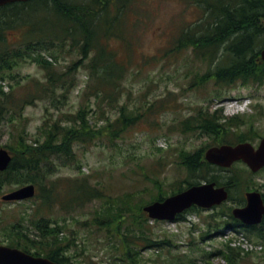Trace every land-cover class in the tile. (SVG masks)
Returning a JSON list of instances; mask_svg holds the SVG:
<instances>
[{"label": "rangeland", "instance_id": "1", "mask_svg": "<svg viewBox=\"0 0 264 264\" xmlns=\"http://www.w3.org/2000/svg\"><path fill=\"white\" fill-rule=\"evenodd\" d=\"M113 13H116L115 9ZM204 14V4L197 0H131L128 3L121 14L122 19L115 27L126 39L114 36L111 43L120 56L125 55L126 58V51H129L137 64L132 65L125 77L122 97L114 107L106 104L99 106L94 96L85 95L88 72L84 67L79 71L77 85L64 97L60 95L63 90L58 91L59 101L55 100V103L49 98L37 99L30 104L25 102L34 80H46L45 71L37 63L25 62L7 78L5 91L9 93V98L21 102L22 115H6L0 130V147L8 148L14 142L11 136L23 131L32 140L38 137L42 140L45 123L48 126L64 114L75 115L82 108H85L84 113L94 126L106 122L100 119V109L108 108L106 114L111 120L119 115L121 105L126 106V112L132 118L137 112L141 113L138 123L114 140L105 136L90 143H75L74 158L63 156L62 159L53 160L56 173L49 176V180L61 178L68 183L74 178L79 181L87 178L107 194L73 214L64 211L60 203V206L45 211L48 219L64 223L66 231L62 235L73 239L68 251L71 260L67 264H227L221 256L206 254L230 238L235 240L233 246L241 245L246 250L251 249V244L262 245L242 253L238 264H264V238L256 230L249 233L252 239L230 229H223L221 233L212 231L216 235L203 239L202 235L209 229L208 223L219 219L217 211L227 205L234 206L232 201L214 209L190 210L185 213L184 221H155L147 216L148 220L142 226L137 223L133 225L135 233L165 241V246L146 247L139 241L143 248L133 253L131 258L124 254L117 239L111 238L105 229L94 223L98 213L104 212L105 205L115 206L109 202H128L129 207L139 213L140 204L156 200L155 197L160 193L166 197L190 181H205L197 172L191 173L182 163L179 153L183 149L187 153L204 150L205 158L206 150L218 145V135L201 129L183 133L171 128L176 122L196 115L199 110L206 113L217 111L219 122L229 126L227 128L232 136H248L247 141L254 144H258L264 136V82L241 80L220 85L212 76L220 59H197L192 47L177 49L175 40L181 35L182 29L194 27ZM66 62L60 58L63 66ZM202 78H206L203 83ZM244 99L250 103L241 108L235 100L241 103ZM150 106L154 107L149 109ZM234 115H240L242 123H232L230 117ZM60 124L65 126L67 122L62 121ZM225 136H228V132ZM219 168L217 166L210 171L231 175L241 180L242 185L246 184V179L250 184H264V169L253 173L241 161L234 163L230 170ZM25 184L5 185L1 190L0 221L4 227L20 220L24 214L23 220L31 223L29 220L40 212L42 199L16 202L1 199L3 194ZM245 190V186H242L236 193H244ZM60 200H63L62 197ZM108 217L109 213L104 214L102 219ZM121 223L123 230L131 225L127 226L128 222ZM30 228L34 229V226L30 225ZM131 240L137 241L135 238ZM0 244H9L4 230H0Z\"/></svg>", "mask_w": 264, "mask_h": 264}, {"label": "trees", "instance_id": "2", "mask_svg": "<svg viewBox=\"0 0 264 264\" xmlns=\"http://www.w3.org/2000/svg\"><path fill=\"white\" fill-rule=\"evenodd\" d=\"M130 1L30 0L0 6V130L8 113L19 117L22 115L21 102L9 98L5 85L9 75L28 61L37 63L46 74V80H34L31 85V93L25 99L28 104L43 98H49L53 103L55 100L59 101L58 91L63 90L60 94L63 97L68 95L77 85L79 71L84 67L88 72L85 95L94 96L95 103L99 106H117L122 97L123 81L131 71L132 65L137 64L130 57L129 51H126V58L125 55L120 56L111 43L114 36L126 39L115 27L122 19L121 14ZM197 1L204 4V17L194 27L182 29L181 35L175 40L177 49L192 47L197 59H220L217 69L212 72V76L220 85H230L241 80L264 82V62L261 61L260 55L261 48L264 47V0ZM113 9L119 13H113ZM60 58L67 60L64 66L60 64ZM206 78H202L201 83ZM153 107L150 106L149 109ZM100 110V119H105L106 122L99 126L91 124L84 113L85 108H82L75 115L64 114L48 126L45 123L42 128V140L39 137L32 140L26 131L11 136L14 142L9 144L8 148L13 158L9 167L0 171V193L5 185L34 183L40 187L34 198L42 199L40 212L35 214L37 219H30L31 223L23 220L25 214L20 220L5 227L0 221V230L6 232L11 246L49 257L59 264H67L71 260L68 251L72 247L73 239L67 235L63 236L66 231L63 226L65 224L48 219L45 211L61 204L64 211L73 214L95 199L106 197L107 194L103 188H99L87 178L81 181L74 178L68 183L61 178L49 180V176L56 173L53 160L62 159L63 156L67 159L74 158L75 143H90L105 136L114 140L136 125L141 117V113L137 112L132 118L126 112L125 105H121L120 113L114 120L106 114L108 108ZM216 112L206 113L199 110L196 115L186 117L170 127L183 133L199 129L215 133L218 135V144H235L247 140L248 136H232L227 128L229 126L219 122ZM62 121L67 124L61 125ZM230 121L239 124L242 123V117L235 115L230 117ZM226 132L228 136H225ZM202 151L187 153L183 149L179 153L182 163L192 174L197 172L202 175L200 178L230 189L242 185L241 180H236L231 175L225 176L210 171L217 166L206 161ZM218 170L227 168L220 167ZM200 181H190L173 193ZM61 188L64 190L61 191ZM61 197L63 200H60ZM163 198V193L155 197L160 200ZM229 199L234 200L233 191ZM109 203L115 206L105 205L104 212L98 213L94 223L105 229L111 238L119 241L128 258L139 252L142 247L139 241L146 247L165 246V241L153 240L144 233H135L133 225L137 223L142 226L148 220L143 211L144 203L139 205V213H135V209L130 208L128 202ZM194 209L199 210L197 207ZM232 209V205H227L217 211L219 219L208 223L209 229L202 235L203 239L213 234L212 231L221 233L227 228H246V232L252 231V227L242 226L240 221L233 217ZM108 213L109 217L102 219V216ZM184 218L185 214L181 213L176 219ZM121 222H128L127 226L131 225L123 230ZM30 225L34 226V229H31ZM259 234L264 238L263 230L259 231ZM133 238L137 241L131 240ZM230 242L231 239L223 246L208 252L206 256L217 255L226 259L227 264H238L243 255L242 248L232 246Z\"/></svg>", "mask_w": 264, "mask_h": 264}, {"label": "water", "instance_id": "3", "mask_svg": "<svg viewBox=\"0 0 264 264\" xmlns=\"http://www.w3.org/2000/svg\"><path fill=\"white\" fill-rule=\"evenodd\" d=\"M16 1L28 0H0V6ZM264 60V49L261 51ZM206 159L214 164L230 167L237 160H244L253 171L264 167V138L258 147L251 142H242L237 145L223 144L210 147L206 151ZM12 155L7 148H0V170L8 168ZM36 194L35 184H27L14 189L2 196L6 201L23 200ZM248 203L244 207H236L233 213L244 223L253 224L262 220L264 213V201L261 193L257 191L248 193ZM229 197L225 186H217L216 182L195 184L179 193L166 197L164 200H156L146 205L144 210L149 216L156 219L174 220L178 213L197 205L203 208H211L221 204ZM0 264H58L56 261L43 256H35L20 248L8 245H0Z\"/></svg>", "mask_w": 264, "mask_h": 264}, {"label": "flooded vegetation", "instance_id": "4", "mask_svg": "<svg viewBox=\"0 0 264 264\" xmlns=\"http://www.w3.org/2000/svg\"><path fill=\"white\" fill-rule=\"evenodd\" d=\"M262 185H264V184H262ZM260 188L264 190V186H260ZM246 192L243 194L242 200H240V201H242V204H243V201L247 200L246 199ZM263 196H264V191H263Z\"/></svg>", "mask_w": 264, "mask_h": 264}]
</instances>
